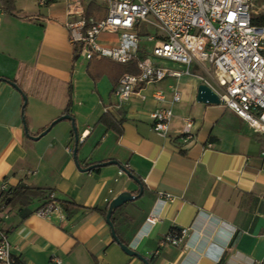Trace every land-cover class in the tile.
I'll list each match as a JSON object with an SVG mask.
<instances>
[{
    "label": "crops",
    "instance_id": "obj_1",
    "mask_svg": "<svg viewBox=\"0 0 264 264\" xmlns=\"http://www.w3.org/2000/svg\"><path fill=\"white\" fill-rule=\"evenodd\" d=\"M6 1L0 0V79L17 88L0 82V190L24 185L52 197L8 207L2 227L19 262L145 264L126 254L105 218L90 211L107 209L123 192L137 195L132 172L143 193L114 212V229L148 264H263L264 135L223 104L196 101L200 84L214 88L200 68L148 86L144 98L116 108L112 93L126 68L99 55L74 62L67 0L45 6L13 0V12ZM98 39L112 46L119 35ZM157 91L163 103L154 99ZM159 106L172 111L166 135L152 130L150 115ZM66 110L79 137L76 156L71 122L50 127ZM107 112L121 121L119 136L98 124ZM185 118L194 122L193 144L181 138ZM166 194L173 199L160 197ZM56 199L82 208L67 215L56 204L47 217L36 214ZM150 214L158 218L154 226L145 224ZM172 228L189 229L180 246L163 243Z\"/></svg>",
    "mask_w": 264,
    "mask_h": 264
},
{
    "label": "built area",
    "instance_id": "obj_2",
    "mask_svg": "<svg viewBox=\"0 0 264 264\" xmlns=\"http://www.w3.org/2000/svg\"><path fill=\"white\" fill-rule=\"evenodd\" d=\"M54 1L39 0V4ZM67 1L70 20L66 27L70 41L81 46L80 56L90 59L99 55L119 64L133 63L138 70L119 78L112 93L114 107L120 108L132 96L144 98L141 93L148 86L166 79L177 81L197 66L213 82L220 104L264 135V25L254 24L252 0H96L103 3L105 16L89 26L84 1ZM143 24L157 28V34L141 36L139 27ZM103 33L118 34L117 43L101 45L98 38ZM153 97L160 103L165 100L161 91ZM172 101H180L175 89ZM150 117L152 130L166 135L171 109L159 106ZM193 127V120L185 118L181 133L185 145L195 142ZM261 155L264 158V151ZM6 190L4 186L0 190V264H21L2 227L10 206ZM160 197L173 199L167 194ZM54 210L56 203L51 200L36 214L45 218ZM157 221V216L150 214L145 224L154 226ZM188 231L181 229L178 235L169 232L163 243L180 246ZM51 263L62 264L55 257Z\"/></svg>",
    "mask_w": 264,
    "mask_h": 264
},
{
    "label": "trees",
    "instance_id": "obj_3",
    "mask_svg": "<svg viewBox=\"0 0 264 264\" xmlns=\"http://www.w3.org/2000/svg\"><path fill=\"white\" fill-rule=\"evenodd\" d=\"M6 3L9 5L8 9L11 12H13L14 11L13 0H7ZM255 23H256V21H255ZM256 25H257V23H256ZM80 51H81L80 44L75 43L73 46V60H74V62H76L79 59ZM121 65H123L126 68V71L124 72V74L125 73H131V74H137L138 73V70L136 69V67L133 63L121 64ZM2 81L8 82V83L10 82V81L5 80V79H0V82H2ZM64 115H67V110L64 113ZM98 124L102 125L107 131H110V132L114 133L115 135L119 136L121 134V121L120 122L116 121L115 118L108 112L105 113L104 115H102V117L98 121ZM91 167H92L91 170L98 171L100 166L99 165L88 166L86 169L91 168ZM129 173L132 177H136V176H134V174L132 172H129ZM138 181L141 184L139 179H138ZM44 191H45L44 189L32 188V187H28V186H24V185L17 186L14 190L10 191L9 196H7L10 198V200L8 201V205H20L21 207H27L28 205L31 204V201L33 199H37V198L45 199L42 197L45 194ZM54 202L56 204H58L60 206V208L64 212H66L67 215L73 214L74 212H76L82 208V207L76 205L74 202H70L68 200L56 199V200H54ZM90 211L98 212L105 218L107 209L100 210L98 208H92V209H90ZM114 214L115 213H113V215L111 217V221H112L113 226L115 223L114 222ZM179 231L180 230H177L175 228H172V230H170V232L175 234V235H178ZM116 235H117V233H116ZM117 237H118V235H117ZM118 239H119L120 243L124 244V242L119 237H118Z\"/></svg>",
    "mask_w": 264,
    "mask_h": 264
},
{
    "label": "water",
    "instance_id": "obj_4",
    "mask_svg": "<svg viewBox=\"0 0 264 264\" xmlns=\"http://www.w3.org/2000/svg\"><path fill=\"white\" fill-rule=\"evenodd\" d=\"M9 84H11L12 86H14L15 88H17V85L14 83V82H9ZM24 100L26 101V98L24 97ZM196 101L198 103H203V104H214V105H218L220 104V99L218 97V95L214 92V90H212L208 85L202 83L198 86L197 88V95H196ZM63 120H67V121H70L71 124H72V127H73V132H74V155L76 156V151H77V146H78V143H79V137H78V134L76 132V129L74 127V120L71 116L69 115H64L60 118H58L57 120H55L54 122H52V124L50 125L53 126L54 124L60 122V121H63ZM46 132H43L39 137H42ZM38 139V138H36ZM110 164H116V162L112 161V162H109ZM106 164L103 163L99 166H105ZM92 169L91 168H88L86 169L87 171H90ZM128 176H130L135 182H137L140 186V189H139V193L137 195H133L129 192H123L121 194H119L117 197H115L113 200H111V202L109 203L108 207H107V212H106V216H105V220H106V223L109 225L110 229H111V234H112V237L113 239L115 240V242L117 244L120 245L121 249L128 255L130 256H138L140 259H142V261L145 263V264H148V262L143 259L142 257H140L136 252H134L129 246L125 245V244H122L120 243L117 235H116V232H115V229H114V226L112 224V221H111V217L113 215V213L118 209L120 208L121 206H123L124 204L126 203H129V202H132L136 199H138L139 197H141L142 193H143V190H142V186L141 184L139 183L138 179L136 177H132L130 175L129 172H127Z\"/></svg>",
    "mask_w": 264,
    "mask_h": 264
},
{
    "label": "rangeland",
    "instance_id": "obj_5",
    "mask_svg": "<svg viewBox=\"0 0 264 264\" xmlns=\"http://www.w3.org/2000/svg\"><path fill=\"white\" fill-rule=\"evenodd\" d=\"M252 2L254 4L255 10L253 19L254 23L256 21L257 25H264V0H252ZM84 4V12L87 26L92 23H95L96 21L102 19L105 16V8L103 3L98 2L96 0H85ZM139 32L141 36L144 37L145 35L157 34L158 30L154 26L143 24L139 27ZM95 69L96 66L94 64L91 68V71L95 72ZM200 76L202 77V79L208 80L207 76H205L204 74H201ZM42 197L45 199H52L51 194L47 195V193H45Z\"/></svg>",
    "mask_w": 264,
    "mask_h": 264
}]
</instances>
